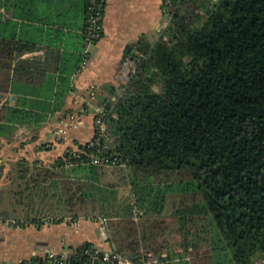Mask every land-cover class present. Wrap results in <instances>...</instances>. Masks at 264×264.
Wrapping results in <instances>:
<instances>
[{
	"label": "trees",
	"instance_id": "obj_1",
	"mask_svg": "<svg viewBox=\"0 0 264 264\" xmlns=\"http://www.w3.org/2000/svg\"><path fill=\"white\" fill-rule=\"evenodd\" d=\"M8 1L10 17L0 15V142L60 111L88 58V0ZM67 1L75 10L61 7ZM163 16L157 40L123 56L134 60V75L99 101L109 112L108 152L125 168L93 164L101 154L88 143L49 166L19 159L5 175L1 162L8 183L0 185V221L8 219L1 206L17 210L28 200L23 219L41 226L31 216L43 210L35 211L34 197L45 206L57 197L70 216L51 223L106 217L118 252L174 264L163 239L169 213L183 239L182 264H264V0H173ZM39 50L41 57L23 56ZM10 93L14 105L1 101ZM120 181L128 189L122 206ZM207 226L226 262L212 244L200 251ZM92 246L70 249L82 255Z\"/></svg>",
	"mask_w": 264,
	"mask_h": 264
},
{
	"label": "crops",
	"instance_id": "obj_2",
	"mask_svg": "<svg viewBox=\"0 0 264 264\" xmlns=\"http://www.w3.org/2000/svg\"><path fill=\"white\" fill-rule=\"evenodd\" d=\"M73 2L67 1L61 7L64 9L71 7L75 10L76 3L72 4ZM8 8H10V1L0 2L1 18L10 17L11 8ZM165 24L161 12V0H104L101 37L89 47L85 67L76 77L71 78L73 89L67 95L63 108L50 115L42 125L20 126L13 138L6 140L9 143L6 146V153H12L15 150L21 155V159L29 163L41 161L49 166L53 161L44 160L45 153H52L54 160L68 148L75 150L78 144L83 145L91 140L92 117L96 108L102 105L99 102L101 97H107L110 88H118L122 83L119 80V69L125 52L131 45H133L131 48L133 52L138 50L139 42L153 44ZM64 31L71 32L73 37L80 33V30L69 28H64ZM74 40L76 42V38L69 40L70 44ZM43 52L39 50L23 56L41 57ZM91 86L97 90L95 97H90L87 92ZM25 98L36 99L37 97L28 95ZM1 101L14 105L17 95L10 93ZM75 111L81 116L79 127L69 129L64 136L56 138L54 131L59 128L60 121ZM17 141L20 144L16 148L12 147ZM45 143L47 145L43 146ZM28 152L32 153L33 158L29 157ZM15 161L13 158L7 159V162L2 161L5 175ZM7 183L8 177L0 181V185ZM61 225L68 224L63 221L59 224L29 225L24 228L2 227L0 229V264H18L21 259L35 254L41 256L47 250L67 251L86 241L99 249L107 250L109 247V244L100 241L96 225L90 221L82 220L77 232L73 229L77 237L70 235L66 229L61 228L63 227Z\"/></svg>",
	"mask_w": 264,
	"mask_h": 264
},
{
	"label": "built area",
	"instance_id": "obj_3",
	"mask_svg": "<svg viewBox=\"0 0 264 264\" xmlns=\"http://www.w3.org/2000/svg\"><path fill=\"white\" fill-rule=\"evenodd\" d=\"M173 0H161V12L163 15L167 14L168 7L172 4ZM88 19L85 32V48L84 54L88 55L89 47L101 37L102 20L104 14V0H88ZM88 58L82 61L80 67L77 69L73 77H76L79 72L87 64ZM135 67L134 60L125 59L119 69V80L122 83H127L129 79L134 75ZM73 89V86H71ZM90 97H95L97 90L94 87L87 89ZM108 110L104 105L96 108L93 117V136L89 140V147H98L101 156L94 157L92 159L93 164L105 165L109 168L119 167L125 168V163L119 161L113 154L108 152V131H107V116ZM79 112H71L60 121V126L54 131L56 138L61 137L64 130L77 129L80 124ZM77 148V147H76ZM0 159V163H1ZM82 220H87L96 225L97 235L102 243H108L109 223L106 217H99L97 220H93L91 217H79L72 219L67 217L64 222L71 226L76 232L80 227ZM42 225H48L51 223L49 217L41 218ZM34 225V224H30ZM29 226V222L23 218H8L0 221V229L2 227L24 228ZM72 250L67 251H55L47 250L41 256L34 255L29 258L21 259L18 264H156L157 257L151 252H140L128 258L122 253L118 252L113 245H109L107 250L99 249L95 246L86 249L82 255H74Z\"/></svg>",
	"mask_w": 264,
	"mask_h": 264
},
{
	"label": "rangeland",
	"instance_id": "obj_4",
	"mask_svg": "<svg viewBox=\"0 0 264 264\" xmlns=\"http://www.w3.org/2000/svg\"><path fill=\"white\" fill-rule=\"evenodd\" d=\"M19 130V129H18ZM17 130V131H18ZM16 131V132H17ZM66 134V130L63 131V134L61 136H64ZM7 141L3 140L0 142V159L4 162H7V159L9 158H13L14 160H19L21 159V155L17 154V152L15 150L12 149V147L16 148V146H18L20 144L19 141L14 142L13 146L10 148L12 149V153H6V146H7ZM47 144L45 143L46 146ZM48 148V147H47ZM28 155L30 158L32 157V153L28 152ZM38 155H36L37 157ZM53 155L52 153H45V157L44 160H50L53 161ZM33 160V159H31ZM4 176V175H3ZM2 176V177H3ZM114 183H116L117 179L115 177V175L112 176ZM3 186V185H2ZM119 189H118V198H117V202L119 205H121L120 203H124L125 199H126V195L128 194V189L127 187L124 186V184L122 183V181L119 182ZM49 201L47 203V205H43V204H39L40 202V198L38 197H34V201H35V211L41 209V207L43 208V210H41L37 215L34 214L33 212L31 213V216H36L38 218H53V217H58V216H70L69 214V207L68 205H66V203H64V201H59L58 198L56 197L55 199H51L50 197L48 198ZM61 202V203H60ZM28 206H31V203L26 200V204L24 206H21L20 208L18 207L17 210L14 208H10V207H5V206H1L2 210H5L8 212V215L6 216V218H24V213H25V209L23 208H28ZM122 206V205H121ZM15 210V211H14ZM84 217V216H82ZM165 220L168 223L170 230L167 232V234H165V237L163 238L164 240H166V250H169L171 256L169 258V262H172L174 264H182V262L187 261V256L184 254L183 249L181 247V243H182V236L180 234H178L177 232H175V225L172 222V218L170 216V214L166 213L165 214ZM63 226V227H61ZM60 227L63 229H66L67 232H69L70 235H72L73 237H77V234H74L73 228L70 227L69 225H61ZM207 230L208 232L204 233V235L202 236V238L204 237L207 238V241L205 242L202 241L201 245H200V251H204L206 249H210V244H212L211 248H217L216 249V258H218V261L221 262H226V260H223V255L220 254V250L218 249V247L221 246V244H217L218 241L216 239V231L214 228H211V226H207ZM208 233V234H207ZM93 234V233H92ZM94 235V234H93ZM109 244V243H108Z\"/></svg>",
	"mask_w": 264,
	"mask_h": 264
},
{
	"label": "water",
	"instance_id": "obj_5",
	"mask_svg": "<svg viewBox=\"0 0 264 264\" xmlns=\"http://www.w3.org/2000/svg\"><path fill=\"white\" fill-rule=\"evenodd\" d=\"M256 256H259V253H256ZM256 256H253L252 258L255 259ZM249 262H251V260H249Z\"/></svg>",
	"mask_w": 264,
	"mask_h": 264
}]
</instances>
